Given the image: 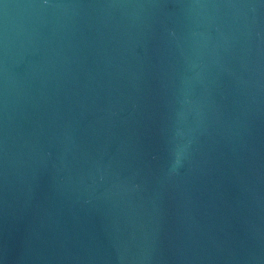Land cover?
<instances>
[{"label": "water", "instance_id": "95a60500", "mask_svg": "<svg viewBox=\"0 0 264 264\" xmlns=\"http://www.w3.org/2000/svg\"><path fill=\"white\" fill-rule=\"evenodd\" d=\"M0 264H264V0H0Z\"/></svg>", "mask_w": 264, "mask_h": 264}]
</instances>
